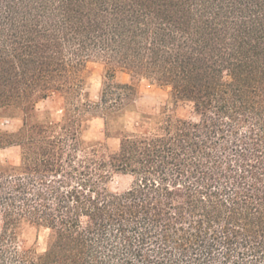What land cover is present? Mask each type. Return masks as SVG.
<instances>
[{
    "label": "trees",
    "instance_id": "obj_1",
    "mask_svg": "<svg viewBox=\"0 0 264 264\" xmlns=\"http://www.w3.org/2000/svg\"><path fill=\"white\" fill-rule=\"evenodd\" d=\"M141 81L196 119L127 131ZM53 95L61 120L31 122ZM90 111L116 148L83 139ZM0 118L21 121L0 129L20 150L0 158V264H264V0H0ZM22 221L49 231L43 252L18 245Z\"/></svg>",
    "mask_w": 264,
    "mask_h": 264
},
{
    "label": "rangeland",
    "instance_id": "obj_2",
    "mask_svg": "<svg viewBox=\"0 0 264 264\" xmlns=\"http://www.w3.org/2000/svg\"><path fill=\"white\" fill-rule=\"evenodd\" d=\"M107 75V68L100 62H90L84 72L83 101L92 104L99 102L103 81ZM114 81L117 83L129 82V76L124 73H116ZM135 111H128L121 120V125L129 132H143L147 130L151 122L144 116L149 115H171L179 119H196L191 104L176 101L170 94V89L150 85L146 81L138 84V97ZM64 103L59 95H53L46 100H42L36 105L37 117L31 122L60 121L63 115ZM21 126L19 119H1L0 129L15 131ZM83 139L89 144H102L114 149L118 146L116 138H106L103 119L95 111L87 113L85 121V131ZM0 158L11 166H17L20 161V150L17 147L1 151ZM133 183L130 176L114 175L109 188L112 192L122 193L128 190ZM17 243L21 248L33 249L38 253L46 249L49 231L41 227L31 225L27 221H22L17 227Z\"/></svg>",
    "mask_w": 264,
    "mask_h": 264
}]
</instances>
